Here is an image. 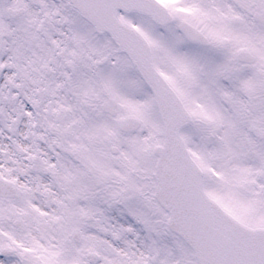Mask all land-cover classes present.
I'll return each mask as SVG.
<instances>
[{"label":"snow or ice","instance_id":"6c2138e0","mask_svg":"<svg viewBox=\"0 0 264 264\" xmlns=\"http://www.w3.org/2000/svg\"><path fill=\"white\" fill-rule=\"evenodd\" d=\"M0 264H264V0H0Z\"/></svg>","mask_w":264,"mask_h":264}]
</instances>
